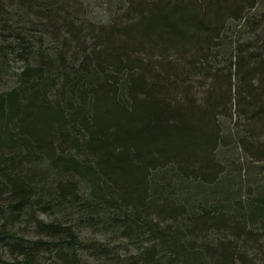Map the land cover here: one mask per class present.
Returning <instances> with one entry per match:
<instances>
[{
    "label": "trees",
    "instance_id": "16d2710c",
    "mask_svg": "<svg viewBox=\"0 0 264 264\" xmlns=\"http://www.w3.org/2000/svg\"><path fill=\"white\" fill-rule=\"evenodd\" d=\"M110 1L0 0V264H264V0Z\"/></svg>",
    "mask_w": 264,
    "mask_h": 264
},
{
    "label": "rangeland",
    "instance_id": "374dc122",
    "mask_svg": "<svg viewBox=\"0 0 264 264\" xmlns=\"http://www.w3.org/2000/svg\"><path fill=\"white\" fill-rule=\"evenodd\" d=\"M110 0H77V4L74 5V7L71 9V11L78 15L80 19L87 18L88 21H91V25H99V22H105L109 19L108 15L110 14L111 6H110ZM13 11V17L14 20L19 22L17 24L18 27L23 29V32L27 34V36H32L34 40L36 37H38L41 33L44 32V28L41 25H38L36 20L30 18L27 12L24 10H19L16 7L11 8ZM11 11V12H12ZM86 12V14H84ZM85 21V20H84ZM42 23H46V21H40ZM16 27V25H15ZM19 30V29H17ZM49 43H47L48 45ZM8 65H11L9 67L8 73H6V76L2 77V80L0 81V89L6 90L8 88L13 87L17 81L15 80V73L20 68L21 62L13 60V57L8 56ZM200 95V94H199ZM199 100L200 96H199ZM234 109V106H233ZM236 116V115H234ZM224 120V119H222ZM224 126L225 127H231L232 122H228L227 120H224ZM226 131V130H225ZM227 156L229 157L228 160L235 166L237 163H247L250 162L251 164L257 163L256 161H252L251 158H245L244 154L240 151H229L227 153ZM254 169V168H252ZM259 176V175H258ZM98 239H109V245L112 247L113 252H121L124 249V245H117L116 241L118 240L117 236L113 235L111 238L109 235L102 237L101 235L97 236ZM259 251L257 248L253 252V256H259ZM82 264H103L100 258H98L97 255H94L92 253L82 252ZM252 256V257H253Z\"/></svg>",
    "mask_w": 264,
    "mask_h": 264
}]
</instances>
